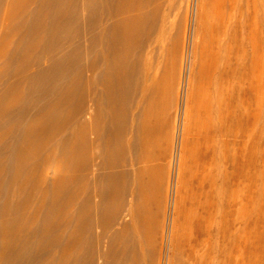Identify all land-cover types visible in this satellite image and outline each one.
Listing matches in <instances>:
<instances>
[{
  "label": "rangeland",
  "instance_id": "obj_1",
  "mask_svg": "<svg viewBox=\"0 0 264 264\" xmlns=\"http://www.w3.org/2000/svg\"><path fill=\"white\" fill-rule=\"evenodd\" d=\"M120 1L122 23L113 28L95 0H0V211L11 212L6 221L0 216L6 264H72L75 256L83 264H264V0H203L204 6L202 0H143L151 27L139 53L148 59L149 79L140 87L132 51L113 45L117 36L130 45V19L140 12L136 0ZM218 10L233 27L227 53L218 47ZM90 41L96 46L89 56ZM143 84L146 96L138 92ZM85 87L92 97L102 93L101 145L73 173L64 157L73 131L91 120ZM24 135L36 156L46 151L49 157L46 163L24 159L18 175L10 159L27 145L18 140ZM207 145L224 154L197 165ZM201 167L217 171L212 186H199ZM24 176L30 181L21 192ZM72 186L76 203L87 200L82 228L68 224V208L48 215L69 203Z\"/></svg>",
  "mask_w": 264,
  "mask_h": 264
},
{
  "label": "bare ground",
  "instance_id": "obj_2",
  "mask_svg": "<svg viewBox=\"0 0 264 264\" xmlns=\"http://www.w3.org/2000/svg\"><path fill=\"white\" fill-rule=\"evenodd\" d=\"M90 1V0H89ZM142 1L143 0H136V8H137V10L140 12L139 14H136V16L134 17V18H132V19H130V23H129V26L131 27V28H133L134 29V34L131 36L132 38H131V43H130V45L128 46V47H126L125 46V43L121 40V39H119V37L117 36V38L118 39H116V41L113 43V45H114V47H116L117 48V50L118 49H120L121 50V48H122V44H124V47H125V51H126V48L128 49V50H130V51H132V52H130V53H133V56H134V72H136V78H137V87H140L139 85H140V83H143L144 82V84L146 85V83L145 82H147V80L149 79L148 77V75H147V71H148V69H149V64H148V59H144V60H142V59H140V57H139V53H140V51H141V49H142V45H143V42H145L144 40H146V37H148L147 36V31H146V28H150L151 27V24H149L150 22H148V20H147V13L146 12H141V10L143 9L142 8ZM201 1V0H200ZM206 1V0H205ZM93 2H94V0H93ZM97 1L95 0V3H96ZM121 1L120 0H98V4L100 5V8L102 9V12H103V14H104V17L105 16H109V18H111L112 20H113V24H112V26H113V28H114V26L115 27H117V28H119L120 27V25H121V23H120V14H121V11L123 10V8H124V6H123V4L121 5V3H120ZM145 2H146V0H145ZM202 2V5L204 4L203 3V0L201 1ZM111 3H113V5H112V7H108V5L109 4H111ZM98 4H96L97 6H98ZM146 4V3H145ZM199 4H201V3H199ZM134 6H135V4H134ZM199 6V5H198ZM204 6V5H203ZM143 7H144V5H143ZM200 7H201V5H200ZM204 9V8H203ZM200 10V9H199ZM215 14V13H214ZM224 13H223V11H220V10H218V12H216V16H217V24H218V26L220 27L219 29H222L221 31V36H220V41H218V43L220 42V44H218L219 46L218 47H221L222 48V50H223V53H227V49L230 47V45L229 44H227V45H229V47L228 46H226L225 45V43L228 41L229 42V40H227L226 41V39L227 38H231V36H232V28L233 27H231L232 26V23H231V25H230V23L229 22H226L225 21V19H224ZM231 15V14H230ZM101 16H103V15H101ZM212 16V15H211ZM108 18V19H109ZM237 18V17H236ZM103 19V18H102ZM152 19V18H151ZM230 21V20H229ZM94 23H98V22H94ZM98 24H100V23H98ZM91 25V24H90ZM89 25V26H90ZM96 26V25H95ZM148 26V27H147ZM91 27V26H90ZM94 27V26H93ZM97 27V26H96ZM154 27H155V25H154ZM92 28V27H91ZM95 29V28H94ZM97 29V28H96ZM103 29V28H102ZM90 30V29H89ZM92 31V30H91ZM96 31V30H95ZM94 31V32H95ZM97 32V31H96ZM103 32V31H102ZM132 32V33H133ZM92 33V32H91ZM155 34V33H154ZM95 35V34H94ZM93 35V36H94ZM210 35V34H209ZM96 36H98V33H97V35ZM121 37V36H120ZM233 37V36H232ZM90 38H93L94 39V37H90ZM96 38V37H95ZM126 38V37H125ZM130 38V37H129ZM153 38H154V36H153ZM87 39V38H86ZM97 39H99L98 37H97ZM96 39V40H97ZM103 40V39H102ZM115 40V39H114ZM128 40H130V39H128ZM150 40V39H149ZM155 40V39H154ZM233 40V39H232ZM86 41V40H85ZM93 41H95V39L93 40ZM92 41V42H93ZM87 42V41H86ZM91 41H90V44L89 45H87L88 46V49H87V46H86V49H87V53L89 54V56L92 54V51H93V49H94V47L96 46V45H91V43H92ZM154 42V41H153ZM97 43H98V41H97ZM127 43V42H126ZM85 44V43H84ZM92 44H94V42L92 43ZM153 45V44H152ZM221 45V46H220ZM148 46V45H147ZM150 46V45H149ZM216 46V45H215ZM232 46H233V44H232ZM231 46V47H232ZM228 47V48H227ZM99 48V47H98ZM107 48V47H106ZM175 48V47H174ZM85 49V48H84ZM123 49V51H124V48H122ZM147 49H148V47H147ZM219 49V48H218ZM233 49V48H232ZM106 50H105V48L103 47V49L101 48L100 50H99V52L98 53H100V55L101 54H104V52H105ZM122 51V50H121ZM122 51V52H123ZM229 51V50H228ZM230 51H232L231 49H230ZM149 52V51H148ZM127 52H125V54H126ZM84 54V53H83ZM220 54V53H219ZM230 54H231V52H230ZM229 54V55H230ZM94 55V54H93ZM92 55V56H93ZM97 55V54H96ZM228 55V54H227ZM229 55H228V57H229ZM148 56V55H147ZM146 56V57H147ZM85 57V56H84ZM83 57V58H84ZM98 57V56H97ZM101 57V56H100ZM86 58V57H85ZM221 58H222V55H221ZM91 59H94L93 57L91 58ZM91 59H90V61L89 62H91ZM239 59V58H238ZM95 60H96V58H95ZM95 60H92L93 62H96ZM225 60V59H224ZM222 61V60H221ZM232 61V60H231ZM93 62H91L90 63V65H89V69H91V70H93V67H95V66H97V65H93L92 63ZM225 62V61H224ZM239 62V61H238ZM220 63V62H219ZM229 63V62H228ZM96 64V63H95ZM220 65V64H219ZM216 67V66H215ZM218 67H220V66H218ZM94 70H96V69H94ZM90 72V71H89ZM94 71H92V72H90V74H92ZM220 72V71H219ZM97 73H98V71H97ZM221 73H223V72H221ZM226 73V72H225ZM89 74V75H90ZM93 75V74H92ZM91 77L92 76H89V79L91 80ZM146 80V81H145ZM92 81V80H91ZM90 82V81H89ZM88 84V86L90 87V84L89 83H87ZM143 84V85H144ZM148 84V83H147ZM144 85V86H145ZM87 86V85H86ZM87 86V87H88ZM143 86V87H144ZM141 87H142V85H141ZM142 87V88H143ZM141 88V90H140V88H137V89H139L140 91H138V92H140L141 93V95L143 96L144 94H145V96L147 95V94H149V91L150 90H148L149 89V87L148 86H145L144 87V89H142ZM85 89H87L86 87H85ZM84 90V89H83ZM85 91V90H84ZM92 90L90 89V88H88L87 89V91L84 93V98L83 99H85V101H83V102H85L86 103V107H85V112H86V114L85 115H89L90 117H88V118H90L91 120H90V122H88L85 126V129L83 130V131H81V132H74L73 131V135H72V139L71 140H73V141H71V142H73V144H72V149H70V151H68V153H66L67 155H65V163H67V168H70L71 169V171L74 173V172H76L77 170H79V169H81V170H83V169H85L86 168V166H87V163H88V161H85L86 159H85V157H88V151L90 152V150H92V148L93 147H100V145H101V110H102V101H101V98H102V93H101V91L98 93V95L96 96V97H92V92H91ZM97 91V90H96ZM189 94V93H188ZM141 96V99L142 98H145V97H142ZM188 96V95H187ZM73 97V96H72ZM81 97H83V96H81ZM179 98H180V96H179ZM187 98V97H186ZM185 98V99H186ZM70 99V98H69ZM68 99V100H69ZM146 99V98H145ZM72 100V99H71ZM81 100V99H80ZM12 101H13V99H12ZM11 100L9 101L10 103L12 102ZM17 101H18V99H17ZM150 101V100H149ZM149 101H148V103H149ZM183 101H185V100H183ZM8 102V103H9ZM186 103H187V100L185 101ZM9 103V104H10ZM12 103H15V100H14V102H12ZM12 103H11V106H12ZM69 103V102H68ZM81 103V102H80ZM84 103V104H85ZM8 104V105H9ZM47 103H45V105H46ZM76 105H77V103H76ZM181 105L183 106V105H185V104H183L182 102H180V106L179 107H181ZM187 105H188V103L186 104V107H187ZM1 106V105H0ZM10 106V107H11ZM49 106V105H48ZM47 106V107H48ZM8 107V106H7ZM83 107V108H84ZM185 106H183V111H184V109L186 108H184ZM188 108H189V105H188ZM50 109V110H49ZM49 111L50 112H54V109H53V105L51 104L50 106H49ZM76 109V108H75ZM180 109V108H179ZM45 110H46V108H45ZM47 110V111H48ZM82 110V109H81ZM214 110V109H213ZM77 110H72V112H76ZM183 111H182V115H181V121H182V124H185L186 125V123H184L185 121H186V109H185V111H184V115H183ZM198 113V112H197ZM49 115V114H48ZM75 117V116H74ZM122 117V116H121ZM191 118V117H190ZM189 118V119H190ZM89 121V120H88ZM35 123V122H34ZM86 123V122H85ZM36 124V123H35ZM34 124V125H35ZM200 124V123H199ZM175 126V125H174ZM214 126V125H213ZM36 128V127H35ZM34 128V129H35ZM125 128L123 127V126H121L120 128H119V130H118V132H119V138H118V144H119V158L121 159V161L122 160H124V152H125V142H124V138H123V135H124V132H125V130H124ZM204 129V128H203ZM75 130V129H74ZM207 130V129H206ZM211 130V129H210ZM218 130H220V129H218ZM41 131V130H40ZM40 131H38V133L40 132ZM199 131V130H198ZM202 132V131H201ZM34 133H36V132H34ZM183 133V132H182ZM211 133V132H210ZM197 134V133H196ZM204 134V133H203ZM208 134V133H207ZM33 134H31V136H32ZM34 135H36V134H34ZM70 135H71V133H70ZM185 136H186V134H184ZM188 135V134H187ZM205 135V134H204ZM216 135V134H215ZM214 135V136H215ZM23 136V135H22ZM27 136V135H26ZM182 136V135H181ZM190 136V135H189ZM196 136V135H195ZM40 137V136H39ZM70 137V136H69ZM206 137V136H205ZM37 138V136H35V138L34 139H36ZM200 138V137H199ZM18 139V138H17ZM22 139V140H21ZM21 139H18V140H20V142L22 143V145L23 144H25V142L27 143V145H23V146H21L20 147V145H19V147H20V149H18V150H16V158H14L13 156H11V159H10V161H14V165H16V168H17V173H18V175H20V173L22 172L21 171V169H22V162H23V160L24 159H28V158H35L36 157V159L38 160V161H42V162H45L47 159H48V157L49 156H47V155H45V153H47L46 151H45V153H44V155H42V154H40L39 155V157H38V155L36 156V154L38 153L39 154V152H36V151H34V150H36V149H34L33 150V145L30 143L31 141H32V143L34 144V142H33V140H30L31 139V137H29V136H27V137H25V135H24V139L23 138H21ZM32 139H33V137H32ZM39 139V138H38ZM144 139V138H143ZM207 139V138H206ZM210 139V138H209ZM212 139V138H211ZM243 139V138H242ZM37 140V139H36ZM205 140V139H204ZM25 141V142H24ZM142 141V140H141ZM190 141V140H189ZM184 142V141H183ZM207 142H208V140H207ZM226 142V141H225ZM181 143V142H180ZM244 143V142H243ZM8 144V143H7ZM13 144H14V142H13ZM225 144V143H224ZM228 144H229V142H228ZM10 145V144H9ZM8 145V146H9ZM32 145V146H31ZM210 145V144H209ZM184 146V145H183ZM18 146H17V148H19ZM219 147H221V148H224V145H222V146H219ZM230 147V146H229ZM42 148H44V147H42ZM41 148V149H42ZM186 148V147H185ZM200 148V147H199ZM203 148H204V146H203ZM202 147H201V149H203ZM14 149V148H13ZM9 151H10V149H9ZM42 151V150H41ZM84 151H86V152H84ZM184 151V150H183ZM198 151V150H197ZM196 151V152H197ZM84 152V153H83ZM191 152V151H190ZM224 152V151H223ZM221 150H217V146L216 147H210V146H206L205 147V150L200 154L199 152H197V153H199L200 154V156H198V158L199 159H197L198 160V164L197 165H201V164H203V165H205V164H208L209 162L211 163L212 161H213V163H214V158L216 159V154H224ZM180 153V152H179ZM226 154H227V152H226ZM86 155V156H85ZM89 155H91V154H89ZM179 156V155H178ZM180 156H182V153H181V155ZM223 159H225V155H223V156H221ZM10 158V157H9ZM47 158V159H46ZM62 158V157H61ZM180 158V157H179ZM59 159V158H58ZM89 159V158H88ZM120 159H119V161H120ZM211 159H213V160H211ZM228 160V159H227ZM7 161H9V160H7ZM178 162L180 161L179 159L177 160ZM2 162V161H1ZM61 162V161H60ZM181 162V161H180ZM224 162V161H223ZM46 163V162H45ZM3 165H4V163H2ZM36 164V163H35ZM37 164H38V162H37ZM44 164V163H43ZM42 164V165H43ZM225 164V163H224ZM182 165V164H181ZM203 165H201V166H203ZM224 166V165H223ZM3 166H1V170L3 169L2 168ZM65 167H66V165H65ZM179 167H180V165H179ZM183 167V166H182ZM220 167V166H219ZM14 168H15V166H14ZM228 168V167H227ZM7 169V168H6ZM226 169V168H225ZM185 170V169H184ZM198 170H200L199 172H200V178H197V182H198V184H199V186L201 187V188H204L205 187V185H207V184H209V186L211 185L212 186V184H214L213 182V180L218 176V173H217V171H215V170H211V168L210 169H207V168H204V167H201V168H199ZM16 171V170H15ZM181 171H182V169H181ZM227 171V170H226ZM2 172V171H1ZM228 172V171H227ZM179 173V172H178ZM121 174V173H120ZM199 174V173H198ZM223 175H224V173H222ZM124 174H123V172H122V174H121V176H120V188H118V193L121 195V198L123 197V195L125 194V192H126V188H125V186H124V178H121L122 176H123ZM223 175H222V177H223ZM227 175V174H226ZM190 176V175H189ZM25 177V176H24ZM195 178V177H194ZM220 178V177H219ZM70 179H73L74 180V178H70ZM79 179V178H78ZM77 179V180H78ZM83 179V178H82ZM81 179V180H82ZM85 179V178H84ZM13 180V179H12ZM19 182H20V184H19V190H21V192H22V190H24V188L26 187V186H28L29 185V181H30V178H27V177H25V178H19ZM221 180H222V178H221ZM12 182V181H11ZM75 182V181H74ZM126 182V181H125ZM215 182H216V180H215ZM226 182V181H225ZM31 183V182H30ZM223 183V182H222ZM12 184V183H11ZM35 182H34V186H35ZM85 185V184H84ZM1 186V185H0ZM208 186V185H207ZM218 186V185H217ZM36 187V186H35ZM86 187V186H85ZM30 188V187H29ZM32 188V187H31ZM34 188V187H33ZM37 188H38V186H37ZM26 189H27V187H26ZM36 189V188H35ZM34 189V190H35ZM56 189V188H55ZM54 189V190H55ZM9 190V189H8ZM37 190V189H36ZM39 190V189H38ZM60 190V189H59ZM79 190H80V188H79ZM133 190V189H132ZM201 190V189H200ZM43 191V190H42ZM53 191V190H52ZM82 191V190H81ZM83 191L85 192V189H83ZM33 192V191H32ZM39 192V191H38ZM83 192V193H84ZM227 192V191H226ZM225 192V193H226ZM19 193H20V191H19ZM30 193V192H29ZM58 193V192H57ZM56 193V194H57ZM207 193V192H206ZM211 193V192H210ZM223 193V192H222ZM9 194H10V192H9ZM31 194V193H30ZM30 194H28L27 193V196L28 195H30ZM11 195V194H10ZM43 195V194H42ZM41 195V196H42ZM77 195H78V190H77V187L76 186H72V189H71V193H70V199L68 198V206L67 205H65V204H56V205H54L55 207H54V209L48 214L49 216H52L53 214H56L57 216L58 215H61L60 213L65 209V208H68V210H70L71 212L70 213H72V215H71V217H68L67 219H69L70 218V221L68 222V224L70 223V224H73V225H79V227H81L82 228V226L83 225H85L84 224V221H86V214L82 211L83 209V207H86V201L85 200H83V202L82 203H76L77 201ZM204 195V194H203ZM31 196L32 195H30V198H31ZM44 196V195H43ZM46 196V195H45ZM206 196V195H205ZM29 198V197H28ZM45 198V197H44ZM41 199V198H40ZM43 199V198H42ZM60 199V198H59ZM208 199V198H207ZM7 200H8V198H7ZM25 201H27L26 199H25ZM39 201V200H38ZM5 202V201H4ZM3 202V203H4ZM29 202V201H28ZM55 202V201H54ZM201 202H202V200H201ZM207 202V201H206ZM45 203V202H44ZM26 204V203H25ZM28 204V203H27ZM26 204V205H27ZM39 204V203H38ZM41 204V203H40ZM6 205V204H5ZM42 205V204H41ZM40 205V206H41ZM52 205V204H51ZM82 207H81V206ZM7 206V205H6ZM16 206V205H15ZM80 206V207H79ZM4 207V206H3ZM10 207V206H9ZM8 207V208H9ZM18 207H20L19 205H18ZM17 207V208H18ZM21 207H22V205H21ZM88 207V206H87ZM13 208V207H12ZM42 208V207H41ZM10 209H11V207H10ZM52 209V208H51ZM86 210V209H85ZM7 207L6 208H3L1 211H0V216H1V218H4L5 217V221L6 220H8L9 218H6L7 217ZM9 213V212H8ZM47 213V212H46ZM11 214V212L9 213V215ZM17 214V213H16ZM88 214V213H87ZM17 216V215H16ZM16 216L14 217V216H12L13 218H15L14 220H16V222H17V224H18V226L19 227H21V224L19 223V220L18 219H16ZM20 216H21V214H20ZM18 217V216H17ZM50 219V218H49ZM4 220V219H3ZM11 220V219H10ZM47 220V219H46ZM53 220V219H52ZM48 221H50V220H48ZM55 221V220H54ZM68 221V220H67ZM22 222V221H21ZM26 222V221H25ZM64 222H65V220H64ZM9 223V222H8ZM56 224H57V220H56V222H55ZM14 224V223H13ZM48 224H50V223H48ZM52 224V223H51ZM58 224H59V222H58ZM10 225V224H9ZM15 225V224H14ZM46 225H47V222H46ZM53 225V224H52ZM66 225V224H65ZM17 226V227H18ZM59 226V225H58ZM16 227V228H17ZM18 227V228H19ZM44 227H46V226H44ZM47 227H49V226H47ZM50 227H51V225H50ZM22 228V227H21ZM20 228V229H21ZM52 228V227H51ZM20 229H18V230H20ZM57 229V228H56ZM4 230H5V228H4ZM7 230V229H6ZM48 230V229H47ZM46 230V231H47ZM53 230V229H52ZM81 230V229H80ZM22 230H20V232H21ZM45 231V230H44ZM43 231V232H44ZM49 231V230H48ZM7 233V232H6ZM4 234V233H2V236H3V234H4V236L3 237H5V239L7 238V234ZM13 233V232H12ZM51 233V232H50ZM41 234V233H40ZM39 235V234H38ZM122 236H123V234H121ZM81 236H83V235H81ZM8 237H10V236H8ZM39 237V236H38ZM79 237V236H78ZM82 237H79V238H77V239H81ZM4 239V240H5ZM9 240V239H8ZM52 240V239H51ZM50 240V241H51ZM3 241V240H2ZM80 241V240H79ZM7 242V241H6ZM8 243V242H7ZM7 243H5L6 245H7ZM78 244V240H77V242H75V245H77ZM79 243H81V245L79 244V246H81L82 247V242L80 241ZM85 243V242H84ZM5 244L3 243V245H1V247H3V248H1V252H0V257H1V260L4 262L3 264H6V260H5V258H7V257H9L8 256V254L6 255V252H4L5 251V249L7 248V246H6V248L4 247L5 246ZM51 244V243H50ZM50 244H48L49 246H50ZM79 246H78V248H79ZM16 247V246H15ZM5 248V249H4ZM45 248V247H44ZM70 248H71V246H70ZM13 250V249H12ZM7 251V250H6ZM80 251V250H79ZM84 251V250H83ZM8 252V251H7ZM69 252H71V251H69ZM8 253H10V252H8ZM15 253H16V250H15ZM72 253V252H71ZM75 253H77V252H75ZM73 254V253H72ZM12 255H14V254H12ZM77 255H78V253H77ZM48 256V255H47ZM71 256H73V255H71ZM74 256H75V254H74ZM14 257V256H13ZM19 257V256H18ZM14 259V258H13ZM41 259V258H40ZM83 256H75L74 258H73V262H72V264H83ZM0 260V261H1ZM11 260H12V258H11ZM42 262V261H41ZM12 263V262H11ZM44 263V262H43ZM8 264V263H7ZM37 264V263H36ZM39 264V263H38ZM85 264V263H84ZM224 264V263H223Z\"/></svg>",
  "mask_w": 264,
  "mask_h": 264
}]
</instances>
